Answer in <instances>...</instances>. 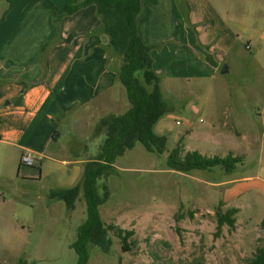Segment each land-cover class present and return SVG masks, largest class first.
I'll return each instance as SVG.
<instances>
[{
    "label": "rangeland",
    "instance_id": "rangeland-1",
    "mask_svg": "<svg viewBox=\"0 0 264 264\" xmlns=\"http://www.w3.org/2000/svg\"><path fill=\"white\" fill-rule=\"evenodd\" d=\"M60 1L65 3L50 2L59 6ZM244 5L239 18L243 27L260 33L254 37L248 28H239L241 53L229 56L228 72L161 82L173 105L158 129L156 125L168 136L167 150L149 152L138 142L98 180L99 194L104 197L108 192L100 206L102 219L107 225L134 230V235L124 249L111 231V251L91 246L88 264H249L257 248L264 247V7ZM12 9L7 0H0V22ZM256 9L259 16L252 13ZM53 19L54 13L52 22L59 32ZM54 39L43 43L44 54ZM115 91L114 106L119 108L115 113H123L131 106L127 90L120 84ZM98 115L75 109L61 123L60 142L69 146L62 157L97 156L104 139L93 136ZM213 123L228 125L221 132L210 128ZM178 144L207 156L236 151L244 160L230 173L221 166L177 171L168 166L167 158ZM77 152L81 154L73 156ZM32 174L37 170L23 165L13 180L0 181V264H19L21 259L22 264H76L73 243L87 218L84 190L69 208L65 200L50 197L52 189L68 187L67 180L56 174L41 180ZM83 181L84 174L77 183L82 186ZM234 188L238 191L231 193ZM219 206L239 209L234 227L226 224L219 229Z\"/></svg>",
    "mask_w": 264,
    "mask_h": 264
},
{
    "label": "crops",
    "instance_id": "crops-1",
    "mask_svg": "<svg viewBox=\"0 0 264 264\" xmlns=\"http://www.w3.org/2000/svg\"><path fill=\"white\" fill-rule=\"evenodd\" d=\"M50 1L20 0L0 22V29L6 30L0 33L2 182L20 175L21 157L30 152L38 164L41 162V169L29 176L42 180L56 174L58 179L67 180L68 186L76 184L91 159L62 157L69 146L67 149L60 142L61 123L75 109L99 112L98 121L106 115L118 114L115 112L119 108L114 105L115 89L122 84L118 77L120 59L108 47V35L93 31L100 25L95 5L64 17L57 32L52 22L55 6ZM181 3L183 7L179 0H142L139 32L145 43L153 46L154 69L161 82L211 78L224 66L228 72L229 56L241 53L239 28L244 27L239 18L244 14V3L259 8L264 7V0H181ZM60 5L63 9L62 1ZM258 10L252 13L259 16ZM248 30L254 37L260 33L253 27ZM52 37L54 42L44 54L42 45ZM218 113H214L215 118ZM227 125L213 123L210 128L223 132ZM237 191L234 188L230 192Z\"/></svg>",
    "mask_w": 264,
    "mask_h": 264
},
{
    "label": "trees",
    "instance_id": "trees-1",
    "mask_svg": "<svg viewBox=\"0 0 264 264\" xmlns=\"http://www.w3.org/2000/svg\"><path fill=\"white\" fill-rule=\"evenodd\" d=\"M7 1L12 9L17 6L19 0ZM179 3L183 7L181 0ZM89 5H95L100 19L99 27L93 31L107 34L108 47L120 58L118 77L127 90L131 106L126 112L106 115L97 123L93 136L96 138L104 135V139L97 156L85 166L82 186L77 183L52 189L50 192L52 199H63L68 207L72 208L81 189L84 190L87 218L78 227L77 240L73 243L78 255L76 264H88L91 246H99L105 252H110L113 245L111 231L117 233L123 248L126 249L134 230H127L114 224L107 225L102 219L100 206L106 201L108 192L104 197L99 194L98 180L108 176L117 158L124 155L128 149L134 148L138 142L149 152L163 154L167 150L168 136L159 133L156 125L173 108L171 101L162 92L161 76L154 69L153 46L145 43L139 32L138 20L143 10L142 0H65L62 10L55 6L53 21L60 28L64 17ZM53 137H56V132ZM243 160V155L233 153L207 156L199 150L185 151L183 146L178 144L169 152L167 164L170 168L182 172L221 166L230 173ZM32 167L39 171L41 162ZM22 168L23 164L20 163L18 174ZM104 187L107 188V185ZM238 211L237 207L224 210L219 206L217 210L219 229L226 224L234 227ZM23 261L21 259L19 264ZM249 264H264V247L257 248Z\"/></svg>",
    "mask_w": 264,
    "mask_h": 264
},
{
    "label": "built area",
    "instance_id": "built-area-1",
    "mask_svg": "<svg viewBox=\"0 0 264 264\" xmlns=\"http://www.w3.org/2000/svg\"><path fill=\"white\" fill-rule=\"evenodd\" d=\"M178 123L180 122L178 121ZM36 162H37L36 157L30 152L24 153L21 157V163L23 165L33 166L36 164Z\"/></svg>",
    "mask_w": 264,
    "mask_h": 264
},
{
    "label": "water",
    "instance_id": "water-1",
    "mask_svg": "<svg viewBox=\"0 0 264 264\" xmlns=\"http://www.w3.org/2000/svg\"><path fill=\"white\" fill-rule=\"evenodd\" d=\"M222 72H223V73L227 72V66H224V67L222 68Z\"/></svg>",
    "mask_w": 264,
    "mask_h": 264
}]
</instances>
